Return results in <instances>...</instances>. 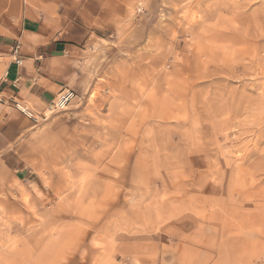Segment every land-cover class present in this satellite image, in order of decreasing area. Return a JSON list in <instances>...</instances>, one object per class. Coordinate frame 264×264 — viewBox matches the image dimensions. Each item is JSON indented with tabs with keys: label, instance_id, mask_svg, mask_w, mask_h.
<instances>
[{
	"label": "rangeland",
	"instance_id": "374dc122",
	"mask_svg": "<svg viewBox=\"0 0 264 264\" xmlns=\"http://www.w3.org/2000/svg\"><path fill=\"white\" fill-rule=\"evenodd\" d=\"M126 5L14 149L0 264H264V0Z\"/></svg>",
	"mask_w": 264,
	"mask_h": 264
},
{
	"label": "crops",
	"instance_id": "0c3cea01",
	"mask_svg": "<svg viewBox=\"0 0 264 264\" xmlns=\"http://www.w3.org/2000/svg\"><path fill=\"white\" fill-rule=\"evenodd\" d=\"M126 13V0H0V180L18 162L14 149L37 126L15 103L29 105L33 118L42 115L71 80H84L82 53L114 36ZM17 43L21 68L12 56Z\"/></svg>",
	"mask_w": 264,
	"mask_h": 264
},
{
	"label": "built area",
	"instance_id": "2783aa9c",
	"mask_svg": "<svg viewBox=\"0 0 264 264\" xmlns=\"http://www.w3.org/2000/svg\"><path fill=\"white\" fill-rule=\"evenodd\" d=\"M12 56H13V62L16 65V67L21 68L23 66V60L20 57V44L17 43L16 45L13 46ZM74 98H75V94L72 90H64L56 98L55 103H53V107L54 109L63 110L70 104V102ZM15 109L25 117L35 120L33 118V112L26 105L15 103Z\"/></svg>",
	"mask_w": 264,
	"mask_h": 264
},
{
	"label": "bare ground",
	"instance_id": "6f19581e",
	"mask_svg": "<svg viewBox=\"0 0 264 264\" xmlns=\"http://www.w3.org/2000/svg\"><path fill=\"white\" fill-rule=\"evenodd\" d=\"M257 33V32H256ZM255 34V33H254ZM255 36V35H254Z\"/></svg>",
	"mask_w": 264,
	"mask_h": 264
}]
</instances>
